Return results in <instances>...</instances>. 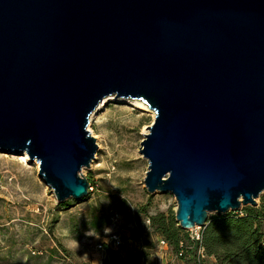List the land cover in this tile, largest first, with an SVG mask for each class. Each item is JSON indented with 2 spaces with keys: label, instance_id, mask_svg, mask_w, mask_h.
I'll list each match as a JSON object with an SVG mask.
<instances>
[{
  "label": "water",
  "instance_id": "1",
  "mask_svg": "<svg viewBox=\"0 0 264 264\" xmlns=\"http://www.w3.org/2000/svg\"><path fill=\"white\" fill-rule=\"evenodd\" d=\"M111 94L155 111L144 181L183 228L258 204L264 0H0V149L38 162L58 202L90 191L88 124Z\"/></svg>",
  "mask_w": 264,
  "mask_h": 264
},
{
  "label": "rangeland",
  "instance_id": "2",
  "mask_svg": "<svg viewBox=\"0 0 264 264\" xmlns=\"http://www.w3.org/2000/svg\"><path fill=\"white\" fill-rule=\"evenodd\" d=\"M105 98V105L93 118L97 108L90 115L88 129L100 138L95 162L81 170L92 187L82 199L58 202L50 187L38 181L35 163L22 166V151L0 149V264H104L114 250L113 234L123 240L117 252L125 263L130 253L142 252L147 264H179L173 243L167 240V250L158 248V238L164 236L153 219L159 214L175 218L176 197L169 191L149 192L144 181L149 161L140 152L146 136L142 127L151 125L155 117L132 109L142 99L115 94ZM136 157L139 161H133ZM260 203L261 197L254 207ZM247 206L229 212L245 214ZM213 215L217 213L210 211L209 218ZM175 221L180 240L193 246L182 264H196L192 227L183 228ZM198 226L196 230L202 232L204 226ZM89 229L99 238L86 235ZM213 262L214 257L204 259L205 264Z\"/></svg>",
  "mask_w": 264,
  "mask_h": 264
},
{
  "label": "trees",
  "instance_id": "3",
  "mask_svg": "<svg viewBox=\"0 0 264 264\" xmlns=\"http://www.w3.org/2000/svg\"><path fill=\"white\" fill-rule=\"evenodd\" d=\"M260 197V205L247 206L245 214L229 212L208 219L201 243L217 264H264V193ZM153 219L157 231L176 248L180 241V228L176 226L174 216L159 214ZM117 251L111 250L104 264H140L144 256L142 252L130 253L129 261L125 263Z\"/></svg>",
  "mask_w": 264,
  "mask_h": 264
},
{
  "label": "built area",
  "instance_id": "4",
  "mask_svg": "<svg viewBox=\"0 0 264 264\" xmlns=\"http://www.w3.org/2000/svg\"><path fill=\"white\" fill-rule=\"evenodd\" d=\"M91 189L92 187L90 185L89 190ZM197 226L198 225H196L195 227ZM195 227L191 228V231L193 232L190 234V240L194 242L195 244V254L197 258L196 264H205L204 259L209 257V255L206 253L205 247L201 243L202 232H199L198 230H196ZM110 239H111L110 247L114 250H118L119 246L122 244V241H123L120 234H113L110 236ZM135 243L139 246L140 249H142L143 244L141 240H136ZM98 247L102 249L104 248L102 243L98 244ZM158 248L167 250L168 249L167 239H165L164 237L158 238ZM192 249H193V246L188 245L187 241L185 240L179 241L178 246L175 248V257L179 261V264H182V261L185 258H187V256L189 255ZM156 255L158 259H161L158 252L156 253ZM210 257H213V256H210ZM170 262H173V260H170ZM141 264H147V261L144 256L142 257ZM211 264H217V262H213Z\"/></svg>",
  "mask_w": 264,
  "mask_h": 264
},
{
  "label": "bare ground",
  "instance_id": "5",
  "mask_svg": "<svg viewBox=\"0 0 264 264\" xmlns=\"http://www.w3.org/2000/svg\"><path fill=\"white\" fill-rule=\"evenodd\" d=\"M106 101H107V98H104V99L101 101V103H100L99 106L97 107L96 111L93 113L92 118H93V116L98 112V110H99L103 105H105V102H106ZM136 105H137V107H133L132 109H140V110L142 111V114L146 115L145 113L148 112V113H150L151 116H153V118L155 117V111L152 110L151 108H149V106H148L145 102H139V103H137ZM147 129H148V128H147V125L144 124V126L142 127V133H143V134H146V133H147ZM93 135H94V137H95L96 139H98V142H99V138H100V136H99L98 134H96V133H93ZM100 147H101V146H100ZM20 156H21V157H20V162L22 163V166H24V165L26 166V165L29 164L28 167H31V164H32V163H35L36 168H37V169L39 168V163L36 162V161L31 160L27 152H22V154H21ZM96 157H97V156H96ZM95 160H96V159H94L93 161L95 162ZM133 161H139V158H138V157L133 158ZM37 179H38L39 182L44 183L45 186H46L47 188H49L48 184H46V183L44 182V180H43L42 177L38 176ZM49 189L53 192V190H52L51 188H49ZM53 193H54V192H53ZM209 213H210V212H209ZM197 227H198V226H197ZM197 227H195V228H197Z\"/></svg>",
  "mask_w": 264,
  "mask_h": 264
},
{
  "label": "clouds",
  "instance_id": "6",
  "mask_svg": "<svg viewBox=\"0 0 264 264\" xmlns=\"http://www.w3.org/2000/svg\"><path fill=\"white\" fill-rule=\"evenodd\" d=\"M108 228V227H107ZM112 231V230H111ZM110 231V232H111ZM110 232H106L105 231V233L107 234V233H110ZM86 235H88V236H95L96 238H99V236H96V235H94V234H91V230L89 229L86 233H85Z\"/></svg>",
  "mask_w": 264,
  "mask_h": 264
}]
</instances>
